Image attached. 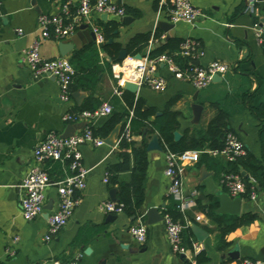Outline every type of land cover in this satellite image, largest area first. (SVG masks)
<instances>
[{
	"label": "crops",
	"instance_id": "crops-1",
	"mask_svg": "<svg viewBox=\"0 0 264 264\" xmlns=\"http://www.w3.org/2000/svg\"><path fill=\"white\" fill-rule=\"evenodd\" d=\"M116 2L125 8L126 15L131 16L132 21L125 23L120 16L113 14L104 19L103 14L97 12L88 18H81L75 33L66 38L73 36L79 46L65 57L70 59L74 52L96 44L95 41H89V29H83L84 24H89L92 30L93 26L102 30L100 22L119 21L120 26L116 30L119 36L114 41L121 43L123 48L137 33H151L150 45L142 54L144 57L149 49L157 48L162 41L168 40V32L159 26V22H172L168 8L161 7L159 0ZM191 2L205 16L195 23L176 24L175 37L182 40L193 38L201 43L204 54L199 60L200 64L222 60L231 69L221 75L219 81H212L207 87L197 89L172 76L160 64L156 75L168 79L167 88L156 91L143 84L136 93H131L136 100L144 101V109L153 108L157 115H161L170 101H174L172 108L179 112V127L176 131L181 133V137L188 128L203 127L217 109H222L228 114L230 133L243 141L247 153L264 163V117L258 115L264 106V47L256 39V17L247 10L246 0ZM41 14L65 15L73 20L78 15V1L0 0V264H35L52 260L67 262L71 259H78L79 264H152L156 259L159 264H197V253L192 249V242L199 241L192 229L194 224L208 234L204 241L199 242L210 258L209 264H232L246 259L264 264V186H260L247 170L243 169L248 177L240 173L252 184L251 192L257 193V199H251L250 195L243 197L240 212L236 215L254 212L258 217L232 231L228 235L230 245L225 249L218 246L216 222L202 209L212 196L219 200L218 214L235 215L230 212L235 198L220 182L229 161L224 156H202L199 162L187 165L183 192L185 196L193 198L194 203L188 205L184 212L181 211L182 216L178 219L187 224L185 235L183 232V243L188 253L184 259L172 250L163 220L148 224L145 215L151 207H159L161 214H164L163 205L167 207L169 204V179L165 174L169 153L167 149L163 152H148L145 196L140 209V216L144 215L148 225V240L144 245L138 244L129 231L139 216H131L126 212L109 214L101 209L102 203L111 200L110 191L119 188L106 182L105 178L108 165L119 161L120 137L115 146L106 143L102 146L92 143L81 146L84 163L91 170L87 186L78 193L80 203L68 224L51 239H46V236L49 234V215L58 204L55 185L46 190V205L52 201V209L45 210L32 220L24 218L19 184L35 164V147L52 132L63 135L70 126L72 135L83 130L85 123H70L65 120V116L80 111L88 101L94 103L99 100L97 108L110 103L114 110L118 96L114 94L118 81L114 65L125 64V60L113 61L102 49L103 44H96L100 49V64L104 66L99 74V82L88 90L75 88L72 90V99L69 102L62 101L56 78L49 75L35 77L25 59L33 42L41 37L38 24ZM20 29L23 33H20ZM158 30L161 32L160 41L154 39ZM63 40L55 37L42 39L41 54L46 58L64 57L58 46ZM105 61L111 63V69L105 67ZM77 90L84 95L80 104L73 97ZM195 103L203 106L199 123L193 122L192 104ZM102 118L94 124H99ZM132 129L131 126V140L136 147L141 146L144 139H147L148 144L152 135L158 133H147L145 129L134 132ZM45 168L52 180L61 179L70 172L66 163L57 160L47 161ZM121 177L128 179L129 173L121 174ZM119 192L120 188L117 196ZM232 252H237V255L232 256Z\"/></svg>",
	"mask_w": 264,
	"mask_h": 264
},
{
	"label": "built area",
	"instance_id": "built-area-1",
	"mask_svg": "<svg viewBox=\"0 0 264 264\" xmlns=\"http://www.w3.org/2000/svg\"><path fill=\"white\" fill-rule=\"evenodd\" d=\"M78 15L69 20L65 15L41 14L38 18L41 37L36 39L26 53V63L35 77L49 75L56 78L60 85V98L64 102L72 99L71 85L76 75V69L71 60L67 57L46 58L41 54L42 39L55 37L66 39L76 31L77 24L81 18H88L92 13L126 15L125 8L117 4L116 0H77ZM161 7H167L171 22L176 25L180 22L195 23L204 12L195 6L191 0H159ZM247 10L256 17L254 31L256 39L264 47V13L260 0H246ZM23 33V30H19ZM96 34V44L101 46L105 43V35L102 30L93 26ZM181 56L187 59L183 64L170 54L164 52L156 56H150V49L146 56L137 59L135 56H127L125 64H115L114 73L117 77V85L114 94L121 96L125 82L131 81L139 85L146 84L156 91H163L167 88L168 79L156 75L157 67L163 64L168 72L185 82L192 84L197 89L207 87L216 74L224 75L230 69V65L222 60H214L207 65L198 64L204 54L201 43L193 38H187L181 43ZM113 106L104 103L95 110H82L68 113L65 120L70 123H85L83 130L77 131L71 136H63L52 132L37 144L34 150L35 164H33L27 175L19 184L22 214L25 219L32 220L43 212L47 203L46 190L49 186L55 185L58 191V204L48 218L49 234L46 239L58 233L64 228L74 214L80 203L78 193L87 186V179L90 169L85 165L81 146L85 143H92L95 146L105 144V138L96 136L92 130L95 121L101 117L111 114ZM133 111L130 112L121 134L129 140L132 139L131 119ZM211 156H224L231 162H236L247 154V149L242 140L235 134L229 133L225 145L222 148L189 149L181 153L169 151L167 155V167L165 174L169 179L168 195L178 202V208L184 212L186 207L194 203L193 198L187 197L183 192V178L190 163L199 162L202 154ZM49 160H57L66 163L69 173L61 179L52 180L45 164ZM105 181L108 182V173ZM221 185L233 197H244L247 192L245 178L241 173L225 172L220 179ZM250 198L257 199V193L251 192ZM101 209L109 214H121L125 212L124 204L120 201H106L101 204ZM163 223L172 250L177 254L187 256L188 250L183 243V232L187 224L176 220L170 213L163 214ZM130 233L140 245L148 240V225L144 215L138 217L131 225ZM203 245L199 241L192 242V249L195 253L202 250ZM35 264H79L78 259H71L67 262L61 260L36 262ZM232 264H258L251 260H243Z\"/></svg>",
	"mask_w": 264,
	"mask_h": 264
},
{
	"label": "trees",
	"instance_id": "trees-1",
	"mask_svg": "<svg viewBox=\"0 0 264 264\" xmlns=\"http://www.w3.org/2000/svg\"><path fill=\"white\" fill-rule=\"evenodd\" d=\"M262 10L264 13V7ZM100 26L106 39L102 49L112 57L113 61H118L119 52L123 49V45L115 41L107 43V40L110 38L115 40L119 36L116 30H118L120 22L116 20L106 23L100 22ZM160 33L158 30L154 39L160 41ZM151 39V33H137L125 45L128 55L144 54L150 45ZM183 41L180 37L169 38L164 45L151 49L150 56L166 52L185 64L187 59L181 56L180 53ZM70 60L76 69V75L71 85L72 90L77 87L88 90L99 82V74L103 71L104 66L100 64V49L95 43L89 45L86 49L74 52ZM105 67L111 69V63L105 61ZM89 102L91 101L85 103L80 108V111L95 110L100 105L99 100H95L94 103ZM173 102L170 101L164 112L161 115H157L155 109H144L143 100H136L134 94L124 90L122 97H116L112 113L103 117L99 124H93L92 130L96 136L106 138L118 124H124L126 118L130 115V111H133L131 119L132 131L138 132L141 129H145L147 133L158 132L164 148L171 152L181 153L189 149H215L222 148L225 145L226 137L231 131L228 114L222 109H217L214 116L203 127L200 129L188 128L185 130L184 135L179 140H176L174 132L179 127V112L172 108ZM261 109L262 113H258V115L263 118L264 106ZM207 155L206 153L202 154V156ZM118 156L119 161L117 163L108 165L109 182L112 185L119 186V201L124 204L125 212L131 216H140L147 181V139H144L141 146L136 147L132 140L121 134ZM212 161H214L213 158ZM241 169L247 170L259 182L260 186H264V163L262 160L251 153H247L236 162L228 161L224 171L240 173ZM124 173H129L128 179L121 177V174ZM246 185L247 192L244 197H248L252 190V184L247 180ZM218 207L219 200L211 196L210 202L203 205L202 209L216 222L218 246L220 249H225L230 245L228 235L237 228L253 222L258 215L254 212H245L241 215H220L217 213ZM164 213H170L176 220L182 216L178 208V202L172 197H169V204L164 209ZM195 259L197 264H209L210 262V258L204 250L198 252Z\"/></svg>",
	"mask_w": 264,
	"mask_h": 264
},
{
	"label": "water",
	"instance_id": "water-1",
	"mask_svg": "<svg viewBox=\"0 0 264 264\" xmlns=\"http://www.w3.org/2000/svg\"><path fill=\"white\" fill-rule=\"evenodd\" d=\"M119 3V2H118ZM260 5L261 7L263 8L264 7V0H260ZM102 17L104 19H106L108 17L107 14H103ZM132 17L129 16V15H125L123 17H121V20L125 23H129L130 21H132ZM159 26L161 28H163L165 31L168 32V39L169 38H172V37H175L176 36V32H175V25L173 23H170V22H166V21H161L159 22ZM83 29H89V33H90V38H89V41L90 42H93L96 40V34L95 32L90 29V25L89 24H84L82 26ZM114 41L113 38H110L109 40H107V43H112ZM166 41H162L160 44H158V46H161L163 44H165ZM59 51H60V54L62 56H66L69 52H71L75 47H78V42L77 40L72 36L71 38L69 39H65L63 41H60L59 44ZM157 46V47H158ZM128 56V51L123 48L122 50H120L119 52V56H118V59L119 60H125ZM137 59H141L143 57L142 54H137L135 56ZM110 60H112L110 58ZM197 63L199 64L200 62L197 61ZM221 79V75L219 74H216L213 76V81H219ZM140 85L138 83H135V82H131V81H126L124 86H123V89L124 90H127V91H130L132 93H136L139 89ZM73 97L76 99V101L80 104L82 102V99L84 98V95L81 93L80 90H77L73 93ZM192 108H193V111H194V120L193 122L194 123H199L200 122V118H201V115H202V111H203V106L201 104H192ZM161 112H158V114H160ZM121 131H122V124H118L114 129L113 131L110 133V135L108 137L105 138V143L110 145V146H115L116 144V141L119 139L120 135H121ZM71 133V126L66 130V132L63 134V136H71L72 134ZM174 136H175V139L176 140H179L181 138V133L179 131H175L174 132ZM165 150L162 142H161V138H160V135L158 133H154L152 135V137L150 138V140L148 141V144H147V151L148 152H151V151H158V152H163ZM241 173L244 177H248L247 176V173L245 170H241ZM118 191H119V188H113L111 191H110V197H111V200L112 201H116L118 202L119 201V198L117 196L118 194ZM242 203V197H237L235 198V202L234 204L230 207V212L232 214H238L240 212V205ZM164 208L165 205H163ZM45 209L47 211L51 210L52 209V201H50L46 206H45ZM48 213V212H47ZM49 215V213H48ZM146 217H147V222L148 224H154V223H157V222H160L163 220V214H161L160 212V208L159 207H151L147 210L146 212ZM113 215H111L112 217ZM115 217V216H113ZM192 229L194 230L195 234L197 235V238L199 241H204L207 237V232L201 228L200 226L194 224L192 225ZM145 250L141 251V252H144ZM237 255V252H232V256H236ZM186 256L184 254H181V258L184 259ZM152 264H159L158 263V260H154Z\"/></svg>",
	"mask_w": 264,
	"mask_h": 264
}]
</instances>
